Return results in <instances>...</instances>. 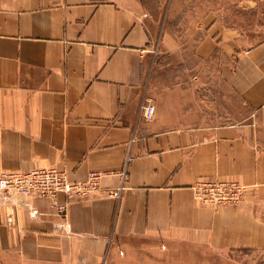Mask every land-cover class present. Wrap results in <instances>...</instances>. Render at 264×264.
<instances>
[{"label": "crops", "instance_id": "crops-1", "mask_svg": "<svg viewBox=\"0 0 264 264\" xmlns=\"http://www.w3.org/2000/svg\"><path fill=\"white\" fill-rule=\"evenodd\" d=\"M159 1L0 0V173L103 174L89 198L0 192L6 264L142 263L182 242L264 251V40L221 19L216 0ZM189 43L196 82L163 86L159 54L175 66ZM210 61L223 83L208 82ZM208 178L242 182L244 199L203 203L194 185Z\"/></svg>", "mask_w": 264, "mask_h": 264}, {"label": "rangeland", "instance_id": "rangeland-1", "mask_svg": "<svg viewBox=\"0 0 264 264\" xmlns=\"http://www.w3.org/2000/svg\"><path fill=\"white\" fill-rule=\"evenodd\" d=\"M257 4L255 6L249 7L246 3H241L237 0H216L217 14L220 15L221 19L229 24H235L238 26L248 37L251 43H259L264 40V0H256ZM164 3V0H160L158 3ZM189 23L193 24L190 20ZM177 24L181 25L179 21ZM178 35L182 36L183 33H187L188 36H195V27H190L187 30H182V28L175 29ZM161 32V30H160ZM159 32V33H160ZM184 61L169 65V57L166 53H162V47H154L155 52L159 51L157 60L161 61L159 64L160 72L157 71L156 77L160 84L170 88L172 85H176V81L182 84H191L196 82L194 79V67H199L200 60L194 56V50L196 44L189 43L184 45ZM187 59V60H186ZM209 75L206 76L211 84H220L224 82L221 75L212 74L211 68H215L214 62H209ZM226 81V80H225ZM202 83V81H198ZM218 87L213 94H217ZM229 91L228 87L222 85V95H223V105L226 103L230 104V99L226 98V93ZM235 100V99H234ZM162 253H157L158 255L153 256V259H145L142 263L139 260H134L130 262L131 264H264V251L262 250H251L247 248L240 249H227L226 251L215 250L209 247L207 244L196 243L192 244L189 242H182L175 244L173 247L162 248ZM5 255L0 250V264H6Z\"/></svg>", "mask_w": 264, "mask_h": 264}, {"label": "built area", "instance_id": "built-area-1", "mask_svg": "<svg viewBox=\"0 0 264 264\" xmlns=\"http://www.w3.org/2000/svg\"><path fill=\"white\" fill-rule=\"evenodd\" d=\"M142 112L146 120L156 115L154 97L148 95L142 105ZM131 157L128 158L123 171L125 179L129 177L127 167ZM102 173L92 171L86 180L72 181L65 172L57 166L35 167L30 170L5 171L0 173V192L8 196L20 197H55L65 193L69 197L89 198L99 189ZM196 197L205 204L224 205L238 204L244 199L246 186L240 181L228 179H199L194 185ZM122 188L110 191L116 197L121 195ZM60 213H65L67 205H58ZM10 226H16L18 218L13 212L7 215Z\"/></svg>", "mask_w": 264, "mask_h": 264}]
</instances>
